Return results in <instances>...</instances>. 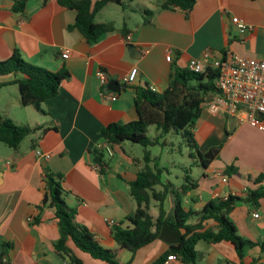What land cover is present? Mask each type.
<instances>
[{"label": "crops", "instance_id": "obj_1", "mask_svg": "<svg viewBox=\"0 0 264 264\" xmlns=\"http://www.w3.org/2000/svg\"><path fill=\"white\" fill-rule=\"evenodd\" d=\"M11 7L12 0H0V61L17 50L26 62L52 72L64 68L69 76L61 82L57 95L41 105L43 112L22 106L16 85L0 89L1 118L47 129L27 137L16 151L0 146V260L4 256L9 264H69L54 250L59 229L53 210L39 209L47 169L62 175L65 202L76 211V222L85 226L101 247L117 251L119 262L125 264L131 254L114 242L109 223L126 227V219L134 215L135 203L127 184L135 180L138 171L133 159L140 158L128 154L123 142L112 148V157L104 153L98 162L90 151L102 144L101 129L135 121L136 88L149 85L159 92L165 90L175 67L185 68L192 60L219 62L223 52L226 59L264 58V0H196L188 14L161 10L156 0H132L127 8L119 9L108 5L96 21L112 23L114 31L95 43L71 29L76 13L57 0H29L22 14L13 13ZM144 11H150L151 16H144ZM145 18L149 23H144ZM233 18L251 29L239 30ZM65 50L69 56L62 59ZM169 53L170 62L166 60ZM133 68L138 70L136 80L127 85L123 78ZM100 70L109 81L126 85L112 92L116 101L109 99L107 85L101 86L96 76ZM12 79L0 77V83ZM193 133L203 155L214 150L217 154L208 169L201 170L198 188L184 197V207L198 212L208 202L229 195L239 197L242 200L235 203L228 219L240 238L254 243L243 249L240 258L230 243L199 242L196 250L201 258L196 264H264V201L252 206L244 201L243 192L264 186V181L253 182L264 175V132L239 123L235 117L212 115L204 108ZM37 151L49 158H39ZM223 153L224 160L217 161ZM229 166L237 174L226 176L227 183H222L213 172L223 173ZM171 206L169 198L168 212ZM180 240L181 232L162 226L158 238L141 248L131 264H152L161 257L162 264H185L178 257L174 261L165 257ZM68 245L81 264H107L80 252L71 242Z\"/></svg>", "mask_w": 264, "mask_h": 264}, {"label": "trees", "instance_id": "obj_2", "mask_svg": "<svg viewBox=\"0 0 264 264\" xmlns=\"http://www.w3.org/2000/svg\"><path fill=\"white\" fill-rule=\"evenodd\" d=\"M196 0H156L161 10H179L188 14L194 7ZM256 1V0H250ZM29 0H12L11 11L22 14ZM57 3L76 13L75 22L71 29H75L89 42H97L103 35L113 32L112 23L96 21L97 15L108 5H117L127 8L132 0H57ZM150 11L143 15L151 16ZM144 23H149L145 18ZM223 52V60L226 58ZM222 60V61H223ZM12 76L8 82L0 83V89L9 85H16L22 106H32L43 112L41 105L48 99L55 97L61 82L69 74L64 68L52 72L45 68L35 66L22 59L17 50L4 61H0V77ZM218 69L207 64L203 72L195 73L185 68L175 67L169 77L165 90L153 91L149 85L136 88L133 98L137 119L124 125L109 124L100 131L102 143L113 148L123 142H130L142 147L140 160L133 159L138 171L136 178L127 184L128 195L135 203L132 217H128L126 227L114 225L111 227V237L117 246L131 254V264L135 254L143 247L154 242L162 226L181 232L180 243L170 247L165 257H178L185 264H196L200 254L196 250L199 242L211 244L230 243L234 246L238 256L242 258L246 246L254 243L240 238L228 219L239 197L227 196L214 202L206 203L198 212L191 208L186 209L183 199L188 192L199 186V179H192L189 169H183L182 183L175 186L167 176L169 169L160 166V158L154 157L149 148L165 147V138L169 134L181 135L189 148L188 158L201 170H207L211 161L205 159L199 150V144L193 130L206 104L219 94L216 88ZM154 127L155 135L149 137L148 129ZM37 131L46 132L43 127H30L16 125L11 120L0 117V143L16 151L21 143ZM95 157L104 153L98 148L90 151ZM102 168V167H101ZM102 173V169L100 170ZM225 176L237 174L233 166L226 167ZM264 181V175L254 179V183ZM44 195L41 207L53 210L54 218L59 229V238L54 242L55 253L67 259L69 264H81L73 250L69 247L71 242L77 250L89 255L92 259L107 264H121L117 251L101 247L89 230L76 222V211L65 202L66 192L63 188V177L44 170ZM171 198L170 212L167 202ZM244 201L257 206L264 201V186L248 190ZM155 208L157 215L153 217L150 212ZM4 257V256H2ZM1 257V258H2ZM164 257L152 264H162Z\"/></svg>", "mask_w": 264, "mask_h": 264}, {"label": "built area", "instance_id": "obj_3", "mask_svg": "<svg viewBox=\"0 0 264 264\" xmlns=\"http://www.w3.org/2000/svg\"><path fill=\"white\" fill-rule=\"evenodd\" d=\"M232 23L241 31L251 29L238 18H233ZM126 39L129 40V37ZM68 54L66 50L61 52V58L67 59ZM205 57L208 58L207 53ZM166 60L171 61L170 53L167 55ZM206 65L207 62L192 60L188 63V69L199 73L204 71ZM211 65L213 68L218 69L216 88L219 90V94L206 104V110L212 115L235 117L239 123H249L264 132V58L243 59L233 56L223 61L213 62ZM137 74L138 70L136 68L131 69L123 78V82L132 85ZM96 76L102 87L108 84L109 77L104 71H97ZM150 89L157 91L154 87H150ZM109 96L111 101H116L115 93L109 92ZM257 114L261 117H258ZM96 148L108 157L113 156L112 148L106 143H102ZM36 155L44 160L49 158L48 154L39 151L36 152ZM213 175L220 178L222 183H227L228 178L220 171H214ZM243 192L247 193L248 191L244 189ZM253 216L258 217L256 213ZM28 221H32V218H29ZM109 225L114 226L116 224L110 222ZM167 260L174 261L176 257L169 256ZM0 264H9V260L2 257Z\"/></svg>", "mask_w": 264, "mask_h": 264}, {"label": "rangeland", "instance_id": "obj_4", "mask_svg": "<svg viewBox=\"0 0 264 264\" xmlns=\"http://www.w3.org/2000/svg\"><path fill=\"white\" fill-rule=\"evenodd\" d=\"M133 6H136V4H134ZM111 7H114V9H119V6L114 4H112ZM117 16L120 15L118 14ZM96 20H98V18H96ZM114 20H116V22H119L120 18H116ZM147 135L149 137H153L155 135L154 127H150L148 129ZM165 142L167 144L165 147L156 146V147H151L149 149L154 157L160 158V166L169 169L170 174L167 176V180H169L175 186H179L182 183V179L184 176L183 169L186 168L190 170L189 175L191 176L192 179H200L201 169H199L195 165H192V161L188 158L189 148L182 139L181 135L171 133L167 135V137L165 138ZM0 146L3 147L4 144L0 143ZM130 147H134V150L130 149ZM125 148L128 154L134 157L136 156L141 159L142 157L141 146L137 144H132L130 142H126ZM228 156L229 155H227V157ZM223 160H224V153L220 156V158L217 161L220 162ZM219 162H216L215 167L219 166ZM150 214L153 217H156L157 215L156 209L155 208L151 209Z\"/></svg>", "mask_w": 264, "mask_h": 264}, {"label": "water", "instance_id": "obj_5", "mask_svg": "<svg viewBox=\"0 0 264 264\" xmlns=\"http://www.w3.org/2000/svg\"><path fill=\"white\" fill-rule=\"evenodd\" d=\"M126 87V85H120V84H118L116 81H114V80H110L109 82H108V84H107V89H109L111 92H117V91H119V89H121V88H125ZM257 116L258 117H261V115H259V114H257ZM215 154H217V151L216 150H214V151H210V152H208L207 154H205L204 155V158L205 159H209V160H213V156L215 155ZM96 160H98V162H101V157L100 156H98L97 158H96Z\"/></svg>", "mask_w": 264, "mask_h": 264}]
</instances>
